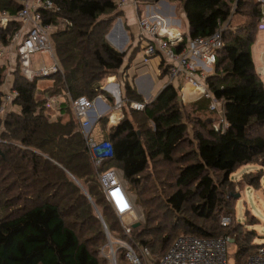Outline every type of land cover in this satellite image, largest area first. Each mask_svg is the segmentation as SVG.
Listing matches in <instances>:
<instances>
[{"label":"trees","instance_id":"1","mask_svg":"<svg viewBox=\"0 0 264 264\" xmlns=\"http://www.w3.org/2000/svg\"><path fill=\"white\" fill-rule=\"evenodd\" d=\"M51 1L55 9L42 11V17L57 27L52 43L62 73L49 78L53 88L45 91L46 100L38 101V80L46 78L28 80L17 60L11 91L17 93L12 103L18 109L0 114V264H112L103 254L109 239L97 210L112 238L134 249L142 246L163 256L181 235L230 236L237 246L235 264H245L261 245L255 244V231L237 223L235 197L226 190L233 192L230 177L240 167L264 168V82L252 55L262 5L257 0H135L139 17L146 6L161 1L177 10L184 6L188 33L183 45L227 25L215 73L205 81L224 103L227 129L219 131L209 98L183 105L179 89L170 84L146 102L133 85L137 76L124 71L123 118L116 126L108 125V117L99 120L102 140L113 152L97 169L71 103L103 95L114 62L128 54L107 40L122 16L119 0ZM22 9L21 0H0V12L16 16ZM238 15L245 22L231 26ZM20 28L16 19L6 28L0 25V49L10 47ZM167 73L165 69L161 76ZM6 75L7 67L0 65V89ZM51 96L65 97L59 111L68 116L66 121L51 119ZM4 98L0 90V108ZM132 102L144 103L145 109H132ZM113 168L123 172L143 211L144 222L130 236L123 233L100 186L99 172ZM262 177L253 182L256 188ZM224 217L231 218V225L221 224ZM116 255L117 264H132L124 249Z\"/></svg>","mask_w":264,"mask_h":264},{"label":"built area","instance_id":"2","mask_svg":"<svg viewBox=\"0 0 264 264\" xmlns=\"http://www.w3.org/2000/svg\"><path fill=\"white\" fill-rule=\"evenodd\" d=\"M264 8V0H257ZM23 9L16 16L8 12H0V25L8 27L11 20L16 19L21 23V28L10 40V47L21 64V69L30 81L35 78H48L55 74L62 73L61 66L56 58L55 48L52 43V36L57 27L43 22L42 11L55 9L51 0H22ZM126 0H119L121 7ZM135 6L136 2H135ZM160 18L158 15H156ZM138 26L140 35L144 42L142 58L144 63L161 56L164 59L165 69L168 70V85L172 84L180 91V97L185 100V89L188 86H202L204 98H209L210 111L217 112L219 123L217 127L221 133H225L227 122L224 113V103L215 99L207 90L206 78L214 74L217 63V54L223 48V32L226 26H221L213 35L207 38H188L185 45L186 34L181 33L175 27H169L161 19L152 20L145 15L139 17ZM260 30H264V23L260 24ZM0 49V59L4 58L9 49ZM40 54L50 59V63L37 64L33 56ZM113 71V69H112ZM111 71V72H112ZM110 72V73H111ZM182 82V83H181ZM113 88V89H111ZM105 95L111 100L112 107H108L112 113L108 116L109 124L116 126L120 123L123 101V87L115 80L109 83V77L102 86ZM17 93L11 91L4 98L5 104L0 108V114L7 111V104L13 101ZM94 101L80 98L73 101L72 110L79 123L81 132L86 140L89 153L92 157L95 168H101L103 162L112 156L113 148L107 141H98L93 137L94 129L104 113L92 116L98 100ZM58 98L51 96L47 100V106L53 108ZM107 101V100H106ZM107 105V102L101 101ZM131 108L136 111H143L145 104L132 102ZM121 171L110 169L99 172V182L106 201L112 212L116 215L123 233L126 236L132 235L135 225L143 222V218L137 213L135 202L125 190ZM232 220L224 217L221 224L224 227L231 225ZM113 239V238H112ZM111 245L109 258L112 263L116 262L118 249H124L126 256L132 264H230L229 249L235 244V239L230 236L220 238H199L193 235H181L177 237L169 250L163 255L152 254L149 249L138 246L135 249L126 241L116 239ZM114 243L119 247L116 251ZM245 264H264V245H261L247 259Z\"/></svg>","mask_w":264,"mask_h":264},{"label":"rangeland","instance_id":"3","mask_svg":"<svg viewBox=\"0 0 264 264\" xmlns=\"http://www.w3.org/2000/svg\"><path fill=\"white\" fill-rule=\"evenodd\" d=\"M126 1H127V3L130 2L133 4L132 0H126ZM184 14H185L184 6L178 7V10L176 12V16L172 19L174 21L178 22V25H176V27L181 31V33L186 34V33H188V21L185 18L186 14L185 15ZM137 24H138V19H137ZM172 26L170 25L169 27H172ZM260 36H261V32H258L257 36H256V41L253 44L252 50L254 49V47H256L255 45L257 44V41L260 38ZM8 55H10V54H8ZM17 60L18 59H17L16 53L11 54L9 58H7V56H5L4 58L0 59V65L3 64L5 61H7V65L5 63V66L7 67L6 82H5V85L3 87H1V89H0L4 92L5 96L11 93V87H12V82H13V72L17 69V65H16ZM33 60L37 64H40L42 62L47 63V64L50 63V59L47 56L40 55V54L33 56ZM140 65H142V62L140 63ZM157 67H158L157 61L155 60L151 64L150 67H143L144 69H141L139 71V75H138V78H140L142 75L146 74L145 71H147V73L150 75L152 82H153V89L151 90L150 93H151V96H153V97H155L156 89L158 88L159 84L162 81L156 75ZM111 71L112 70H110V72ZM21 72L24 75L22 69H21ZM110 72H109L108 76L106 77V80L110 76ZM112 72L113 73L115 72L117 81H119L118 79H122V75L119 73V71L117 72V67L114 68ZM109 79H110L109 83H112V82H114L115 77L113 78V76H112ZM111 79H113V80L111 81ZM106 80L103 81V83H105ZM53 85H54V83H53L52 79L46 78V79L38 80V83H37L38 89H37V93H36V99L38 101L46 100L47 95H46L45 91L53 88ZM193 97H196V96H193ZM193 97L190 98V96H189L188 98H186V100L181 99L182 104L189 106V105L194 104V103L201 100V99L196 100ZM106 102H107L108 106H111V104L113 103L112 101H110V102L106 101ZM7 106L8 107H7L6 113H8L12 110L17 111V109H18L16 106L13 105L12 101L9 102L7 104ZM209 111H210V108H209ZM48 114L51 116V119L55 120V121L62 117V115H61L62 112H60V111L50 110V111H48ZM121 115H122V112H121ZM215 117L218 119L217 115ZM67 119H68V116L64 120L66 121ZM218 123H219V120L216 121V124H218ZM93 137L96 140H98L97 137L95 136V134H93ZM113 169L119 170L118 168H113ZM120 171L121 170H119V172ZM261 174L263 175V177L260 181V186L258 188H256L253 182H255L256 180L258 181ZM230 178H231L232 183L234 184V189L232 192L228 188L226 190V193L228 196H234L235 197V201H236L235 202V219H236L237 223L245 226V228H247V230H249V231H252V230L255 231L257 233V236H258L257 239L255 240V244L264 245V168H262L258 165H255V164L243 166V167H240L235 173H233ZM122 179H123V176H122ZM123 184H124L125 190L130 194L131 198L135 202L137 213L143 218V222H144L143 211H142V208L136 203V196L131 191H129L128 184L124 179H123ZM110 238L112 239L111 235H110ZM112 241L116 242V239H112ZM118 248L119 247L114 243L115 251ZM236 251H237V246H236V244H234L228 251L230 264H235V253H236ZM109 253H110V250L108 249V244H107L106 248H104V250H103V254L105 255V257L109 258V255H108ZM116 262H117V259H116ZM112 264H114V263H112Z\"/></svg>","mask_w":264,"mask_h":264},{"label":"crops","instance_id":"4","mask_svg":"<svg viewBox=\"0 0 264 264\" xmlns=\"http://www.w3.org/2000/svg\"><path fill=\"white\" fill-rule=\"evenodd\" d=\"M132 1H133V4L130 2L127 3V1H126L125 4H123L121 7H119L121 12H122V16L117 20L116 23H118V22H120V23L118 24L117 28L114 29V31L112 32L111 37H110L111 42L114 44L113 47L116 50L119 51L120 48L124 52H126L128 50V54L125 57H120L119 59H117L114 62L115 68L117 67V72L119 71V73L121 75L123 74L124 71H127V73L129 75H131L132 77L136 75L138 78L139 71L141 69H144L143 67H150L151 64L156 60L157 66H158L157 71H156V75H157V77H159L162 80L161 83L159 84L158 88L156 89V95H157L169 83L167 74L163 77L161 76L165 70L164 59L161 56H157V57H154L153 59H151L147 64L143 62L142 49H143L144 42H143L142 37L140 35L139 26L137 24V19H139V15L137 12V7L135 6V0H132ZM176 12H177V6L175 4L168 2V1H161L156 5L146 6L144 8L143 14L147 17H150L152 20L161 19V21L165 22L167 24V26L173 25L172 27H175L178 31H180L176 27V25H178V22H176L172 19L176 16ZM156 15H158L160 18H158ZM185 18L187 19L186 16H185ZM244 22H245V19L242 16H240V15L234 16L232 19V22H231V24H232L231 26L238 27V26L242 25ZM262 23H264V17H263L260 24H262ZM258 32H261V36L258 39L257 44L255 45L256 47H254V49L252 50V55H253V60H254L256 69H257L259 75L261 76V78L264 82V30L259 29ZM138 46L140 49H139L137 56L135 57V59L133 61H130V57L132 55V52ZM129 47H130V49H129ZM8 52H9L8 54L11 55L14 53V49L10 48ZM8 54L6 55L7 58L10 57V55H8ZM141 62H142V65H140ZM5 63L7 65V61H5L1 65H5ZM145 72H146L145 75H142L140 78H138V79L136 78L134 80L133 85L136 88L138 94L141 95L146 102H150L156 97V95H155V97L151 96L150 92L153 89V82H152L150 75L147 73V71H145ZM118 80L119 81H117V82H119L121 84V87H123V93H124L123 80L122 79H118ZM100 96H103L102 100L105 102H106V100L108 102L111 101V100H109L108 95L103 94ZM189 96L190 95L188 93L185 97V100ZM190 98H192V96H190ZM193 98L196 100H200V99H203L204 96L201 95L199 97H193ZM102 100L97 101L96 108L91 113V115L93 117L99 113H104L105 117H108L110 115V113H112L111 110L108 108L110 106H106L105 104H103L101 102ZM64 101H65V97H62V96L59 97L56 105L53 108H50L49 110L59 111V103H63ZM111 107H112V104H111ZM61 115H62V118L67 117V115L64 112H62ZM122 115H123V111H122ZM98 123L99 122H97V124L95 126L94 134L97 137L98 141H103L102 140L103 138L100 134L101 126ZM108 125L113 126V125L109 124V121H108ZM121 173L123 176L122 171H121Z\"/></svg>","mask_w":264,"mask_h":264},{"label":"water","instance_id":"5","mask_svg":"<svg viewBox=\"0 0 264 264\" xmlns=\"http://www.w3.org/2000/svg\"><path fill=\"white\" fill-rule=\"evenodd\" d=\"M119 23H120V22H118V23L115 24L114 28L112 29V31L110 32V34L107 36V40L109 41V43H110L112 46H114V44L111 42L110 37H111L112 32L114 31V29L117 28V26H118ZM119 51H120L121 53H124V51H123L121 48L119 49ZM48 78H51V77H48ZM84 191H85V190H84ZM97 213H98V215H99V217H100V219H101V221H102V223H103V225H104V228H105V231H106L107 237H108V239H109L108 246H110V245H111V242H110L111 240H110V233H109V230H108V228H107V226H106V224H105V222H104V220H103V218H102V216H101L99 210H97ZM140 224H141V223L136 224V225H135V228L139 227ZM114 264H117V262H115Z\"/></svg>","mask_w":264,"mask_h":264},{"label":"bare ground","instance_id":"6","mask_svg":"<svg viewBox=\"0 0 264 264\" xmlns=\"http://www.w3.org/2000/svg\"><path fill=\"white\" fill-rule=\"evenodd\" d=\"M113 89V88H111ZM189 91V92H188ZM189 93L190 96H196V97H199L201 95L204 94V88L202 86H188L186 89H185V97L186 95Z\"/></svg>","mask_w":264,"mask_h":264}]
</instances>
